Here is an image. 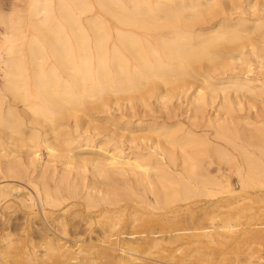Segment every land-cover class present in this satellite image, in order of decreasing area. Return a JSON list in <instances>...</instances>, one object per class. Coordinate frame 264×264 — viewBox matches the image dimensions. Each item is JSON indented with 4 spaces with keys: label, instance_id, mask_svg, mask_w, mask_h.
<instances>
[{
    "label": "bare ground",
    "instance_id": "bare-ground-1",
    "mask_svg": "<svg viewBox=\"0 0 264 264\" xmlns=\"http://www.w3.org/2000/svg\"><path fill=\"white\" fill-rule=\"evenodd\" d=\"M26 11V15H17L13 12L4 17L0 12V25H3L5 30L0 37V219L2 223L0 225H2V234L4 230H9L3 235L7 243L5 242L6 245L0 248V253H5V249L11 247L12 243L18 242H14L16 238H13L15 236L11 232L14 225L12 216L9 217L6 213L12 210V203H18L20 209L31 210L39 206L43 214H46L47 207L61 208L63 212L57 218L63 221L66 210L77 202L82 205L80 201L84 200L89 206L92 205L97 209L94 212L98 219L96 221L104 223L107 219L113 217L116 219L119 214L127 210V207H135L143 202L140 194L135 192L128 195L124 191L126 187L124 190L120 189L121 185L116 183L118 181L113 182L115 175L119 178L118 175L123 176L128 173L137 178L139 187L147 186L157 208H164V205H172L176 202H184L185 205L191 197H199L197 195L204 193L215 195L214 191L235 194L238 189L234 187L231 176L228 175L230 172L237 176L241 191L264 187V106L260 108L262 119L259 121V126L244 127L245 129L241 127L240 129L243 130H240L238 126L240 119L235 118L226 95L230 90H234L237 93L235 96H238L239 91L264 96V91L257 88L253 83L254 80L243 79L237 75H232L231 81L227 84L221 83V86L209 82L210 73H216L217 70L220 71L219 69L228 70L232 67L231 70L236 71L240 67L250 71L253 63L264 66V0H255L248 5H244L241 0H27ZM247 13L256 17L252 26L245 17ZM28 33L32 35L28 37ZM196 75L202 76V85H199L196 94L198 96L189 102L192 111L187 118L198 128L212 126L215 133L213 138L221 139L227 146L216 145V140L205 133L207 131L197 134L183 127L171 128L157 135L158 138L161 136L160 138L163 139L158 140L153 144L154 146L139 147V144L137 148L139 152H136L132 158L126 159L124 152L117 151V147L115 148L117 150L108 152L107 158L103 156L101 158L103 160L96 158V171L90 184L79 183L71 174L74 165L81 161L76 150H87L95 141V136L99 134L91 132L82 125V115H88L87 121L85 118L83 124L91 123L94 119L91 117L92 111L107 114L115 105H120L126 99L131 100L130 102L132 99H139L147 107L150 105L148 101L154 98L169 103L177 92L181 93L180 89L189 88L197 80ZM206 89H210L213 99L220 92L223 93L219 104L224 113H220L221 116L218 118H207L208 116L205 115L209 106ZM248 93L245 96H249ZM160 101L164 105V101ZM251 105L253 108L254 102ZM259 107L258 105L257 108ZM143 109L146 108L143 107L141 110L146 116ZM248 112L250 113L251 110ZM98 122L96 125L99 127ZM250 123L257 124L256 121H247L246 125ZM27 125L31 126L30 143L23 138ZM180 131L182 132L178 134ZM114 133L116 135L117 132ZM81 138L85 143L79 141ZM111 138L107 137L104 140L108 143ZM118 140L121 139H116ZM15 141L16 145L26 147L23 152L11 148ZM21 147L20 150H23L24 148ZM40 149L47 152L43 164L38 162ZM208 149L212 150L217 158L214 172L209 167L216 161L212 159ZM236 153L241 156L244 166ZM207 156L209 160L206 159ZM89 163H87L88 168L91 164ZM87 166L85 171L88 169ZM77 167L79 166L75 169L80 170ZM225 171L230 172L225 173ZM128 177L121 178L126 181ZM97 182L101 186H98ZM110 184L112 189H109ZM150 202L147 204L150 205ZM68 205L69 207L66 208ZM181 207L180 205L175 208ZM240 217L241 215L238 218ZM23 218L21 217V221ZM178 218L177 220L180 219ZM122 219L124 220L123 217ZM191 219L193 220L194 217ZM232 219L229 216L221 226L233 232L236 224ZM177 220L175 224L178 223ZM183 220H186L185 217ZM189 222L187 223L190 224L189 226L177 224L175 227H161L158 231L149 228L144 234L147 233V236L151 235L155 238L156 233L163 231L175 235L174 240H176L181 236L176 237L181 231L199 229L194 227L196 224L194 221ZM33 224L36 226L34 221ZM62 225L61 227L64 228ZM116 225L111 224L109 227L113 231ZM106 230L100 231L103 233L101 234L106 235ZM194 230L191 231L193 238L195 235L198 236L197 238L201 235V239L204 237L209 238L211 242L215 241L212 229L210 231L205 229L201 233ZM50 234L43 231L36 237V234L33 235L23 229L18 240L20 243L24 239L28 245L22 248L19 246L16 252L26 255L30 262L44 260V257L50 261L52 258L66 255L60 243L63 241L62 235L51 237ZM130 234L133 235L134 232ZM215 234L221 236L219 231ZM39 237L40 240H50L45 245L46 249L42 250V255L37 254V245H35V238ZM128 242L126 252H136L132 240ZM246 243L247 241L242 244ZM262 247V241L257 240L255 249L259 250ZM49 251L58 253L48 256ZM127 253L120 258L121 264L135 258L134 255L131 257ZM31 254L34 258L30 256Z\"/></svg>",
    "mask_w": 264,
    "mask_h": 264
},
{
    "label": "rangeland",
    "instance_id": "rangeland-1",
    "mask_svg": "<svg viewBox=\"0 0 264 264\" xmlns=\"http://www.w3.org/2000/svg\"><path fill=\"white\" fill-rule=\"evenodd\" d=\"M254 1L255 0H241V2H243L244 5H248L249 3H252ZM26 7H27V0H0V12H1V15L3 17L13 14V12H16L17 15H26V12H27ZM245 17H247V19L250 21L249 22L250 26L255 24V20H256L255 16L250 15V13H247ZM263 29H264V27H263ZM4 32H5L4 26L0 25V37L3 35ZM31 35H30V33H28V37H30ZM250 68H252L250 71H247L246 68L241 69L240 67L237 68L236 71L231 70L232 67H229L228 70L219 69L220 71L217 70L216 73H214V72L210 73L209 82L212 83L213 85L216 83L215 86H218V85L221 86V83H223V84L229 83L231 81L230 77L232 75H237L240 78L242 77L243 79L248 78L250 80H254L253 83L255 85H257V88L264 91V86H262V85H264V66H258V64L256 65L255 63H253ZM196 77H197V80L194 81V83H192V85L190 84L191 86L189 88L187 87L188 89L185 87L187 90L185 88H182V89H180L181 93L178 90L179 92L176 93L177 95L175 94V96L172 98V100L169 101V103L164 101L163 99H160V100L164 101V103H163L164 105L166 104L165 109H164V105H162V102L158 98H157L158 100L156 98L149 100L148 105L149 104L150 105L148 107H147V105L142 104V102L139 101V99H137V100L135 99L138 102H136L135 100L132 99V102L133 103L135 102L137 104H135V103L133 104L132 102H130L131 100L126 99L123 101L125 103L122 102L120 105H115L113 110L110 109L111 111L110 110L108 111L110 113L107 112V114L106 113H99L98 114L97 112L92 111L91 113L93 116H91V117H93L94 119H93V121H91V123L87 122L89 124H87V123L83 124L85 122L84 121L85 118L87 121L88 115H82L83 116L82 117V125H85V128L87 127L91 132H93V133L98 132L100 135L98 134L95 136V141L92 142V145L89 148H87V150H84V151L81 149L76 150V153L78 154V157L80 158L81 161L79 163H77L78 165L77 164H75V165L79 166L77 168L80 170H76L75 169L76 166L74 165V170L72 169L71 174H73L76 177V180L79 183L82 184L83 182H86V184H90L92 182L91 179L93 177V174L96 171V167H95L96 158L97 159H101L103 157L107 158L109 155L108 152L109 151L113 152V150L116 147L118 150L117 149H115V150L124 152V156L126 159L132 158L135 156L136 152H139V150L137 149L139 144H140L139 147L147 146V145L148 146L153 145V144L157 143L158 140L163 139V138H160L161 136H159V138H158L157 135H161V132H164V131L169 130L171 128L179 129V127H183L184 129H190L197 134H200L201 131L202 132L207 131L205 133H208L213 138L215 133L213 130L214 128L212 126H203V128L202 127L198 128L195 125H192V120H189V118H187L188 116H190V113L192 111V105L189 102H191L192 99L194 100V98H196L198 96L196 94L198 93L199 85L200 84L202 85V81H201L202 76L196 75ZM196 82H197V84H196ZM0 83H1V79H0ZM204 85L206 86V82H204ZM184 89H185V91H184ZM188 90H190V91H188ZM209 91H210V89L205 90V92L207 93V94L206 93L205 94L207 95L208 102H209V106L207 107V109L205 111V115H206V117L208 116L207 118H209V117L210 118H214V117L218 118L221 116L220 113H222V114L224 113V111L220 108L221 100L223 98V95H222L223 93L220 92L217 95L218 97L214 96V99H213V96H211L212 92L211 91L209 92ZM242 92L243 91L238 92L239 97L235 96L237 93L234 90H232V91L230 90V92L226 94L227 95V101H229V104L231 105V108L233 110V114H234L235 118L238 120L240 119L239 120L240 125H238L239 129L241 127H243V129H245L244 127L250 128V127H254V126H259V124H260L259 121H261V119H262V116H261L262 111L260 110V108L262 106H264V96H263V94H262V96H263L262 97L256 93L250 94L248 92H246V93L245 92L242 93ZM247 93L249 96H247V95L245 96V94H247ZM242 94H244V96ZM209 98H211L212 100L210 101ZM234 98H236V99H234ZM245 99H247V100H245ZM249 99H250V101H248ZM237 100L238 101L242 100V101L237 103L238 102ZM256 100H258V101H256ZM159 101H160V103H159ZM251 101L254 102V105L256 107H254V105H253V108H252V105H251L252 102ZM247 103H249V104H247ZM132 105H134V106H132ZM135 105L136 106L139 105L140 107L137 106L136 108H133V107H135ZM258 105L260 106L259 108H257ZM143 107L146 108V109H143V110H145L146 116L144 115V112L141 111ZM256 108L259 110V112H258L259 115L257 113ZM245 109H247V110H245ZM250 110L252 113L253 112L254 113L253 114L251 112L249 113L248 111H250ZM218 111H221V112H218ZM130 114L132 115V117ZM250 114H252L253 118ZM142 115H144L145 117ZM249 116H251L250 117L251 119L249 118ZM119 117L121 118V120ZM246 117H248V118H246ZM98 120H99V122H98ZM96 121L101 124V125L98 124L99 127L96 125L97 124ZM247 121H250V122L256 121L257 124L255 125L253 123H250L249 125H246ZM94 122H96V124H94ZM109 123H111V124H109ZM104 124H106L107 127ZM108 125H110V126H108ZM91 126H93V127H91ZM100 126H102V127H100ZM161 127H163V128H161ZM103 128H105V130H102ZM25 129H26L24 132L25 135L23 136V138H25L24 139L25 141L27 139L28 143H30V140L32 139L31 126L27 125V127ZM95 129H98L99 131H96ZM196 129H198V130H196ZM243 129H240V130H243ZM100 130H101V132H100ZM114 132H117L116 135H114L115 134ZM181 132L182 131L178 132V134ZM105 134L106 135L108 134V135L105 136ZM117 134L118 135L120 134V135L118 136ZM111 136H112V138H111ZM102 137H104V138H102ZM107 137L111 138V140H110L111 143H110V141L108 143L105 142V140H106L105 138H107ZM81 139L79 141H81L82 144L85 143V141L83 139H82L83 140L82 141ZM116 139H121V140L116 141ZM213 139H214V141L216 140L215 144L218 146L224 147L226 145V143L224 141H222L221 139L218 140V138H215V137ZM101 143H103V145ZM104 144H105V146H104ZM20 147H21V145H16V141H15L14 146H12L11 148H13L14 150L22 151V152L26 148L23 146V147H21V149H23V148L24 149L20 150ZM105 147H107V149ZM211 147H214V146H211ZM41 150L42 149L39 150L40 152L38 151V157H39L38 162H39V164L40 163L43 164V162H45L46 157H47V152L44 150L43 151H41ZM81 153H83V154H81ZM208 153H210L212 159L214 158V160L216 161V163L210 165V167H209V169L211 168L210 170L214 172L216 167H217V160H216L217 158L213 154L212 150H209ZM80 155L82 157H80ZM126 155H128V156H126ZM236 155H237V153H236ZM239 158H240L239 159L240 163L244 166V162L241 159V156ZM84 159H85V161H84ZM206 159L209 160L210 158L207 156ZM101 160H103V159H101ZM82 161H84V162H82ZM87 163H89L91 165V166L89 165V168L87 166ZM86 166L89 169V171H88V169L86 168L87 171L89 172L88 174H87V171H85ZM91 167H92V169H91ZM82 169H84V170H82ZM79 172L80 173L82 172V174H80ZM227 172H230V171H225V173H227ZM83 173L84 174L86 173L85 174L86 177L84 176ZM87 175H88V177H87ZM128 175H129V177H128ZM228 175L231 176L234 187L236 189H238L237 190L238 192H236L235 194H228V192L222 193V192L214 191L215 195H209V194L204 193V195H202V194L197 195L199 197H196V196H194L193 198L191 197L190 199H188L185 202L186 206L183 204L184 202H176L172 205H168V204H167L168 206L164 205V208H159V207L157 208L155 206V204H154L155 199H154L153 195L148 192L147 186H143V185L140 187L138 186V183H137L138 179L137 178L131 176V174H128V173L126 175H123V176L118 175L119 178L115 177L116 176L115 175V176H113V182L118 181L116 183H118L122 186L121 187L119 185L120 189L123 188V190H124L126 187V189L124 191H126L128 193V195L133 194L135 192L137 194H140L139 196L143 197V202H141L140 204H138L135 207H130V206L127 207V210H124V212L119 214L118 217H116V219H115V217H113L109 220L107 219V221L105 220L104 223H103V221L102 222L96 221L98 219H97V215H95L96 213H94V212L97 209L93 208L92 205L89 206L87 204V202L84 200L80 201V204L82 203V205H79L77 202V204L74 206L72 205L69 207V205H68L66 207V208L69 207L68 208L69 210H66L67 213L63 218L64 222L61 220V218H59V219L57 218V217H60V213L63 212L61 210V208L47 207L48 209L46 208L47 209L46 214H43L42 208L39 206L38 207L36 206L34 209H31V210L30 209H20L21 206L18 203H12L11 204L12 210H10L11 212L6 211V213L8 216L9 215L12 216V223L14 225L11 228V232L15 236L13 238H16L15 240L13 238L12 239L14 240V242H16V241H18V242H16V244L12 243L11 247L7 248V249L11 248V250L9 249L11 253L9 252V250L7 251V249H5L6 250L5 253L9 252L8 254L0 253V264H1V262H2V264H7V263L8 264H35V263L36 264H43V263H45V264H48V263L63 264L64 262H65L64 264H91L92 262H93V264L94 263L95 264H110V263L111 264H121L122 262L120 261V258L122 256H124L125 253H127L126 252L127 251L126 248L128 245L127 243H129L128 241L130 239L132 240L133 246L136 247L135 249H137V250H136V252L134 251V252L127 253L131 257L134 255L135 258H131L130 261H126L124 264H264V187L263 188H255V189L250 188V189L241 191L239 181L237 180L238 179L237 176L234 173L232 174L231 172L228 173ZM121 177H124V178L128 177L129 180H128V178H127V180L125 179L127 181V183H126V181L122 180L124 178H121ZM85 178H88V179H85ZM119 179H121V180H119ZM133 179L136 182L135 184H134ZM131 181H133V182L131 183ZM96 184L98 186H101V185H99V182H97ZM136 184L138 187L136 186ZM111 187H112V184H110L109 189H112ZM136 187H137V189H136ZM147 192H148V194H147ZM141 194H142V196H141ZM194 199H195V201H194ZM188 201H190L189 203L192 205H190L188 203ZM149 202L151 203L150 205L147 204ZM177 203L178 204L180 203V204L178 205ZM163 204H165V202ZM180 205L182 206L181 207L182 209L181 208L180 209L175 208V207H178ZM86 206H88L89 208ZM166 207H168V208H166ZM28 210H29V213L31 215L28 213ZM69 211H70V213H69ZM125 211H127V212L125 213ZM172 211H174V212H172ZM192 212H193V214H190ZM21 213L24 214L25 216L21 215ZM122 214H124V216ZM17 215L18 216L20 215L22 218L24 216L22 221H21L20 216L18 218L16 217ZM175 215H177L180 219L178 217H176ZM239 215H241L240 218H238ZM174 216H175V218H174ZM191 216L194 217L193 220L191 219L192 218ZM229 216H230V218H233L232 219V220H234L233 223L236 224V227L234 228L233 232L229 231V229H227L226 227L221 226V224L224 223L225 220H227L229 218ZM122 217L124 218V220L122 219ZM134 217H136V218H134ZM184 217L186 220H183ZM226 217H227V219H226ZM42 218H44V220ZM92 218H94V219H92ZM177 218L180 221L177 220ZM121 219L124 221V223H123V221H121ZM195 219L196 220L198 219V220L196 221ZM57 220H58V222H57L58 224L56 223ZM59 220H61V222ZM94 220H95V222H94ZM110 220H111V222H110ZM116 220H117V222H115ZM170 220H172V221H170ZM175 220H177L176 222H178L177 223L178 225L181 224V225H186V226L190 225V224H187V223H190L189 221H194V223H196V224H194V227H196V229L197 228H199V229L197 231L194 230L195 228L192 230L190 229L192 232L194 230L195 232L199 231L198 233H201L205 229H206L205 231H210L212 229L211 231L214 232L213 234L215 236V241H214L215 243L211 242V240L209 241L208 240L209 238L203 237V239H201L202 238L201 235H200L201 238L199 237L200 239L197 238L198 236L196 237V235H195V238H193L194 236L191 235V231H189V229L186 230L187 232L181 231V233L179 235H176V237L181 235L180 236L181 238L178 237V238H176V240H174L175 235L169 234V233H164L163 231H159L158 233H156L155 238L151 235L147 236V233L144 234L145 231H147L149 228H154L158 231L161 227L162 228L168 227V226L169 227H175V226H177V224H175ZM33 221H34V223H36V226L38 225L39 228L36 227L35 224H33ZM183 221H185V222H183ZM77 222H78V224H76ZM85 222H87V223H85ZM89 222H91V224ZM121 222L123 223V225ZM60 223L64 225V228L61 227ZM115 223H117L119 226L116 225ZM119 223H121V226ZM0 224H2L1 219H0ZM106 224H107V226H106ZM111 224L116 225V227H117V228L114 227V230H113L114 232L112 231V228L110 229V227H109V225H111ZM52 225H53V228H52ZM89 225H91V227ZM57 226H58V229H57ZM92 226H93V228H92ZM122 226H123V228H122ZM1 227H2V225H0V235H2L1 236L2 239L0 237V248H2L4 245H6V244H4L6 242V240L3 239L4 238L3 235L9 231V230H4V233L2 234L3 230L1 229ZM50 227H51V229H50ZM37 228H38V230H37ZM46 228H48V230H50V232ZM73 228H75V229H73ZM214 228H217V229H214ZM23 229H26L27 231H29L33 235L36 234V237H37V234H42L43 231H45V233H49V234L51 233L52 234V235L50 234L51 237L52 236L61 237V235H62L61 238L63 241L60 243L63 245V249H64L66 255L61 256V257L52 258L50 261L48 258L44 257L45 258L44 260L38 259V260H35L34 262L33 261L30 262L29 258H27L26 255L23 256V253L22 254L20 253L22 256L21 257L20 254H18V252H16L18 250V247L21 246V248H22L25 245H28V244H26V241H24V239H22L20 241V243L18 240L19 239L18 236L21 234V232H23ZM79 229H80V231H79ZM51 230H53V231H51ZM92 230L94 231V233L92 232ZM104 230L107 231V233H108V234L106 233L107 236L105 235V233H104V235H102L103 234L102 232ZM54 231H55V233H54ZM72 231H74L73 234H72ZM82 231L85 233L87 232V234L83 233ZM100 231H102V232H100ZM217 231H219L221 233V236L218 237L215 234ZM64 232L65 233L67 232V233L65 234ZM130 232H134V234L131 235ZM111 234H112V236H111ZM72 235H73V237H72ZM77 235L78 236L82 235V236L79 237L80 238L79 239ZM245 235H248V236H245ZM67 237H69V238H67ZM133 239L135 240L134 243H133V241H134ZM155 239L157 242H155ZM259 239L262 241L263 247L258 250V249H255V243ZM72 240H73V242H72ZM48 241H50V240H40V237L35 238V245H37V250H38L37 254H39V255L43 254L42 250L46 249L45 245L48 244ZM246 241H247L246 244H242V243H245ZM39 243L40 244L42 243V244L40 245ZM43 243H44V245H43ZM241 244H242V246H241ZM93 246L95 247V249ZM245 246H249V247H245ZM250 246H251V249H250ZM123 248L125 250H123ZM253 250H255V251H253ZM84 252H86V253H84ZM54 253L55 252L51 253V251H49L48 256H52ZM56 253H58V252H56ZM67 254L69 257L67 256ZM78 255H79V257H78ZM30 256L32 258H34L33 254H31ZM220 257H222L223 259ZM15 258H17V260ZM61 259H63V260H61ZM69 259L72 261H70ZM88 259H90V260H88ZM66 260L68 263L66 262ZM20 261H21V263H20ZM118 261H119V263H118ZM41 262H43V263H41Z\"/></svg>",
    "mask_w": 264,
    "mask_h": 264
}]
</instances>
